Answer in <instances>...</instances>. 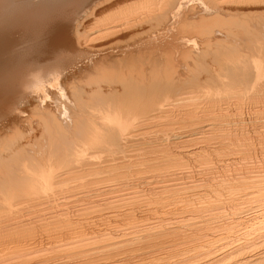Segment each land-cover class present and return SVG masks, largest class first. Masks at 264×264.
Segmentation results:
<instances>
[{
  "label": "bare ground",
  "instance_id": "obj_1",
  "mask_svg": "<svg viewBox=\"0 0 264 264\" xmlns=\"http://www.w3.org/2000/svg\"><path fill=\"white\" fill-rule=\"evenodd\" d=\"M39 1L0 0V102L42 110L0 140V264H264V11L242 10L264 0L192 25L191 0H144L86 34L97 0ZM84 60L101 80L67 99Z\"/></svg>",
  "mask_w": 264,
  "mask_h": 264
},
{
  "label": "rangeland",
  "instance_id": "obj_2",
  "mask_svg": "<svg viewBox=\"0 0 264 264\" xmlns=\"http://www.w3.org/2000/svg\"><path fill=\"white\" fill-rule=\"evenodd\" d=\"M35 1H38V2H40L39 0H35ZM41 1H44V0H41ZM45 1H47V0H45ZM111 1V3H109ZM97 0V1H95V3H97V4H95L94 3V5L92 4V6L91 7H93V8H88L89 10V12L87 13L88 14V16H87V18H86V20H85V18H84V20L83 21H85V22H82V24H84V25H77V29L79 30V32L81 33V32H83V34L85 33H87V32H90V33H92L93 31H94V27L96 26V25H98L100 22L102 23V21H103V19H105L106 18V16H107V18L106 19H109V18H111V17H113V16H115L116 15V13L118 12L119 13V11H121V10H123V9H127L128 8V10L129 9H132V7H134L132 10H134L135 8H141V6H147V5H149V4H147L148 2L151 4L152 2H154V0H150V1H148V0H146L147 1V3H145L146 1H144V0H142V2H139L140 0H135V1H138V2H135L134 0H132V1H134L135 3H132L131 2V0H128V1H125V0H119V1H117V0ZM112 1H114V2H112ZM124 1H125V3H126V5H125V3H124ZM192 2H190V5H191V7H194L195 8V11L194 10H192L195 14H196V6L197 5H195V4H200V5H198L197 7L200 9V7H202V6H205L204 4H205V1L204 0H202L203 2H201L200 3V1L201 0H191ZM195 1H197V2H195ZM101 2V3H100ZM116 2V3H115ZM145 4H144V3ZM195 2V3H194ZM98 3H100V4H102V5H100V4H98ZM105 3H108V4H105ZM118 3V4H117ZM122 3H123V5H124V7L122 6ZM127 3H129V4H127ZM138 3V4H137ZM141 3V4H140ZM144 5H143V4ZM192 3V4H191ZM116 4V5H115ZM119 4H121V5H119ZM138 6H137V5ZM104 5V6H103ZM194 5V6H193ZM106 6V7H105ZM110 6V7H109ZM113 6H116V7H113ZM117 6H119L118 7V9H117ZM122 6V7H121ZM126 6V7H125ZM129 6V7H128ZM131 6V7H130ZM98 7V8H97ZM112 7V8H111ZM107 8V9H106ZM110 10H109V9ZM114 8H116L115 10H114ZM190 8V7H189ZM197 8V9H198ZM253 8V9H252ZM252 8H248V9H245L244 10V8L242 9L243 11H244V13H248V12H254V11H264V7H262V6H257V7H252ZM95 9V10H94ZM105 9H106V11H105ZM251 9V10H250ZM255 9V10H254ZM257 9V10H256ZM80 10H82V9H80ZM102 10V11H101ZM248 10V11H247ZM84 11V10H83ZM104 11V12H103ZM80 12V11H79ZM78 12V14L80 15V13ZM82 12V11H81ZM92 12H94V14H90V13H92ZM112 12H113V14H112ZM252 12V13H253ZM84 13V12H83ZM85 14V13H84ZM111 14V15H110ZM194 14V17H192L193 16V14H191L192 16H190L191 17V19H190V23H191V25L194 23V21H195V17L197 16V14L195 15ZM78 15V16H79ZM96 15V16H95ZM99 15V16H98ZM111 17H110V16ZM241 15V14H240ZM239 15V16H240ZM82 16V15H81ZM109 16V17H108ZM242 16H245L246 18H248V19H246L247 21H250V19L251 20H254L255 18L251 15V18H250V16H248V14H243V15H241V17L240 18H245V17H242ZM80 17V16H79ZM105 17V18H104ZM189 17V18H190ZM89 18V19H88ZM195 18V19H194ZM88 19V20H87ZM92 20V21H91ZM241 20V19H240ZM87 21V22H86ZM99 22V23H97L96 24V22ZM190 23H188L189 25H188V27L187 28H190V29H188L187 30V32L188 33H194L195 35H197L200 31H202L201 30V28L203 29V32H206V28H204V27H202L201 25L200 26H195V25H193V26H191L190 25ZM196 23H198V22H196ZM87 24V25H86ZM92 26V28H91V26ZM187 25V24H186ZM197 25V24H196ZM221 25V24H220ZM82 26V29L83 30H85L86 28H88V29H86L85 31H81L80 30V27ZM83 26H85L84 28H83ZM225 26H229L230 27V25L227 23V25H226V23H225ZM224 26V27H225ZM232 26V25H231ZM195 27V28H194ZM217 27V26H216ZM91 28V29H90ZM235 28V27H234ZM233 28V30H234V32H236L237 31V33L239 34V33H243L241 30H236V28L234 29ZM76 29V30H77ZM193 29V30H192ZM191 30V31H190ZM245 31H246V28L244 29ZM243 30V31H244ZM239 31V32H238ZM241 31V32H240ZM128 34H126V35H130L131 33H129V32H127ZM89 34V33H88ZM126 35H123L122 37V39H124V37L126 36ZM156 38H158L157 36H155ZM161 37H162V35H161ZM121 39V40H122ZM167 40V38L165 39V41ZM159 41H160V38H159ZM165 41H162L163 43L162 44H165ZM23 45H19L18 47H17V49H20V47H22ZM16 48V47H15ZM14 48V50H13V52H16L15 49ZM117 52H119V54H121V51H119V49L118 50H110V52H108L106 55L104 54H101V55H99V56H103V57H105V61H103L102 63L104 64L106 61L108 62H106L105 64L106 65H104V67L107 69H105L106 71H109L110 72V79H108V76H104V74L102 73V77H101V79L99 78L100 77V74H101V72L99 71V70H97V67H94V66H92V65H88V64H92L91 63V60L93 59L96 63L97 62H101V58L99 57V58H97V56H94L91 60H84V62L86 63H84V62H80L79 64H78V67H77V70H78V73L79 74H82V76L83 77H81L78 81H77V79L76 80H74L73 82H68V85H70L69 86V88H67L68 87V85L67 84H63V82L62 83H60V87H62V91L63 92H65V90H68L67 92H65V94H64V97L65 98H69L70 97V95H71V92L75 89V88H77V85L78 84H80V85H85L86 83H87V81L89 80L88 79V76L86 77V75L88 74V75H91V77L92 78H98V79H100L101 81H102V84H105V82H103L104 80L106 81V78L105 77H107V82L109 81V80H111V83H113L114 84V81L118 78V77H116V75L114 74V73H116L117 74V72L119 73L120 71H119V65H117L118 64V62L116 61V59H118L117 58V56H118V53ZM114 54V53H117V56H116V54H114L115 56H112V57H109V56H111V54ZM110 54V55H109ZM122 56H126L125 55V53H122L121 54ZM121 55H119V56H121ZM108 56V57H107ZM112 59H114V61L111 60ZM97 60H99V61H97ZM109 60V61H108ZM87 61H88V64H87ZM109 62H110V64H109ZM111 62H113V63H111ZM84 64L83 66H82V64ZM88 65V66H87ZM102 65V64H101ZM81 66H82V69H80L81 68ZM90 66V67H89ZM93 68H92V67ZM87 67V68H86ZM81 70H89L88 72H86V71H81ZM96 70V71H95ZM111 70H113V71H111ZM114 70H116L115 72H114ZM90 71H91V73H90ZM93 71V72H92ZM75 72H76V70H75ZM87 74H86V73ZM98 72H99V74H98ZM86 74V75H84V74ZM94 73H96V74H94ZM99 75V76H96V77H94L95 75ZM111 74H112V76H111ZM114 74V75H113ZM94 75V76H93ZM118 75V74H117ZM114 76V77H113ZM103 78H105V79H103ZM113 78V79H112ZM114 78H115V80H114ZM86 79H88L87 81H86ZM97 79V80H98ZM83 82V83H81V82ZM99 81V80H98ZM113 81V82H112ZM78 82V83H77ZM69 83H71V84H69ZM72 83L74 84L73 85V87H72ZM110 83H106V85H109ZM112 84V85H113ZM66 86V87H65ZM71 88H72V90H71ZM53 90H54V88H53ZM55 92H56V89L54 90V94H55ZM70 92V93H69ZM52 94V96H51V94L49 95V98L47 99V102L46 103H48V104H51V105H53V103H54V99L57 97V94ZM54 95V96H53ZM51 96V97H50ZM55 97V98H54ZM35 97H33V99H32V97H31V99L29 98V99H27L28 101H26V103L25 102H23V103H19L16 107V109L14 110V111H12V109L10 108V107H7V106H5L4 104H2L1 102H0V140L1 139H3V137H5L4 139H6L7 138V136H8V138H10V137H15V135H16V137H20V134L21 135H23L25 132L26 133H31V132H42V128H41V126H38L37 124L39 123V121L41 120V114H40V110H41V102L39 101H37V99H34ZM33 100V101H32ZM34 100H36V101H34ZM51 102H50V101ZM33 103H32V102ZM28 102V103H27ZM50 102V103H49ZM7 104L8 105H10V102H7ZM6 104V105H7ZM40 104V105H39ZM21 106V107H20ZM6 107V108H5ZM37 107H38V110H37ZM34 108H36V109H34ZM40 109V110H39ZM21 112L20 114H16L15 115V112ZM35 113H34V112ZM37 111H39L38 113H37ZM41 112H42V110H41ZM39 115H37V114ZM38 117H37V116ZM37 119H36V118ZM40 117V118H39ZM26 119V120H25ZM36 119V120H35ZM40 128H41V130H40ZM10 129V130H9ZM39 130V131H38ZM15 132V134H12L11 135V133H14ZM18 134H17V133ZM24 132V133H23ZM2 133V134H1ZM3 133H5L4 135H3ZM25 133V135H28V134H26ZM8 134H10V135H8ZM3 135V136H2ZM19 135V136H18ZM3 139V140H4ZM2 141V140H1ZM5 141V140H4Z\"/></svg>",
  "mask_w": 264,
  "mask_h": 264
}]
</instances>
